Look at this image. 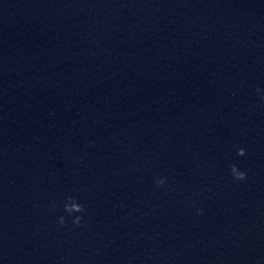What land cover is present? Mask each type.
I'll return each instance as SVG.
<instances>
[{
	"label": "clouds",
	"instance_id": "1",
	"mask_svg": "<svg viewBox=\"0 0 264 264\" xmlns=\"http://www.w3.org/2000/svg\"><path fill=\"white\" fill-rule=\"evenodd\" d=\"M257 92L260 96L261 100H264V90H261L259 86H257ZM236 153L239 155H243L246 151L245 147L243 145H237L235 146ZM229 171L232 177L236 179H242L246 176V171L239 167L236 163H232L229 167ZM167 178L165 176H159L156 179V184L160 185L165 182ZM54 205V202H52ZM65 210L69 213L71 222L73 224H79L81 222V210L83 208V204L79 201L76 200L74 204L72 205V208H75V213L73 214L72 208H70L67 203L64 204ZM197 211H200V209H197ZM57 222L59 224H64L65 223V215L61 213L60 215L57 216Z\"/></svg>",
	"mask_w": 264,
	"mask_h": 264
}]
</instances>
